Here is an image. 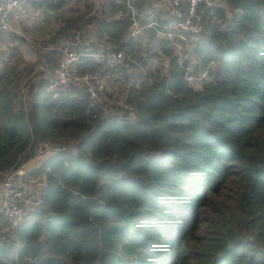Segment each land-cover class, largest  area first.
<instances>
[{
    "label": "trees",
    "instance_id": "1",
    "mask_svg": "<svg viewBox=\"0 0 264 264\" xmlns=\"http://www.w3.org/2000/svg\"><path fill=\"white\" fill-rule=\"evenodd\" d=\"M221 1L228 17L197 9L193 65L161 41L165 70L109 114L85 89L49 95L47 79L21 86L0 66V174L27 150L22 162L40 145L54 152L27 175L45 174L42 203L2 240L0 264H264V0ZM49 3L28 8L57 13L56 35L94 22L111 51L125 49L90 0L72 19L58 12L67 0ZM204 72L192 89L186 75Z\"/></svg>",
    "mask_w": 264,
    "mask_h": 264
},
{
    "label": "rangeland",
    "instance_id": "2",
    "mask_svg": "<svg viewBox=\"0 0 264 264\" xmlns=\"http://www.w3.org/2000/svg\"><path fill=\"white\" fill-rule=\"evenodd\" d=\"M139 1V8L133 7V17L139 25L142 26L145 24L149 18L161 24L165 21L166 17H168L169 10H166L167 7L165 4L161 6V10H158L156 6L153 7L159 0ZM100 3H98V0L93 1L94 11H97V13L100 11H103V13L106 12L105 18L111 22L113 28L116 27L115 30H117L121 36L119 37V41L122 42L128 37L130 24V13L126 8L122 7L123 5L125 7V1L104 0L103 8L99 7ZM110 4H113V6H110ZM213 6L224 7L221 0H213ZM27 8L28 7H25L24 10L16 11L8 17L7 22L9 30L6 33H2L0 37V49L1 46H3V51H6L3 53L0 52V66L9 64L15 67L20 74L19 84L21 86L28 85V83L36 81L39 78L47 79L55 67V63H57L55 59L58 60L56 49L64 46L67 42L71 43V38L73 37L69 35L68 38L66 37L65 40H62L61 38L65 35H56V17H53L52 13L50 16L47 15V17H45L44 14L32 16L27 11ZM224 9L228 17L229 13L226 7H224ZM121 12L125 13V17L121 15ZM137 15H139L140 18ZM45 20L46 22H44ZM77 34V38L81 44L76 49L78 53H81L79 51H98L106 53L112 50L108 42L95 38L89 24L82 26L77 31ZM159 38L160 36L151 30H143L142 37L138 41L127 38L128 40L126 42L128 47L121 50L124 53V61L120 64L127 79L121 77L122 73L112 71L111 78L105 82L102 93L99 95L98 100L95 101L96 105L101 106L104 114L114 112L112 107H121L129 86L132 85V83L141 81L148 70H158L160 72L165 70V65H167L168 61L166 58L163 59L157 52L160 41H162L161 43H163V45L165 41L159 40ZM192 41L193 40H189L187 43L181 44L178 50H174L170 46L173 55L177 56L179 60H184L186 57L190 66L193 65V57L191 54L193 48L191 46ZM93 45H95V47H93ZM5 53H7L6 56H4ZM44 56H47V59H45ZM188 69L190 71V67ZM207 80V75L201 76L197 81L188 82V85L192 89L198 90L200 85ZM68 146L72 150V145L68 144ZM38 149L39 147L34 150L36 151ZM11 234V232L0 233V240L7 239L6 241H8L10 238L12 239Z\"/></svg>",
    "mask_w": 264,
    "mask_h": 264
},
{
    "label": "built area",
    "instance_id": "3",
    "mask_svg": "<svg viewBox=\"0 0 264 264\" xmlns=\"http://www.w3.org/2000/svg\"><path fill=\"white\" fill-rule=\"evenodd\" d=\"M50 1L0 0V34L9 30L7 18L11 13L30 5ZM132 3L133 0H125L130 13L128 39L138 41L142 37L144 28L158 29L162 39L174 50H178L181 44L189 40H193L192 45L203 30L204 24L197 14L198 7L203 6L206 9L214 7L213 0H172L173 20L160 26L149 19L148 23L141 26L133 17ZM75 45V42L68 43L56 49L58 60L51 76L47 78L45 92L49 95H56L64 88H81L88 92L91 103L95 104L104 89L105 82L111 78V70L124 61V53L121 51L78 53L75 51ZM3 50L4 47L1 46L0 52H6ZM83 60L92 61L97 67L94 70L82 69L78 65ZM201 76H206V74L202 73L197 77L186 75V81L187 83L197 81ZM45 148H47L45 145H40L35 151L36 155L41 154ZM27 154L28 150L16 160L15 165H19L0 174V233H9L18 229L26 222L29 214L42 203L46 177L43 172L30 177L22 174L21 166L24 164L22 161Z\"/></svg>",
    "mask_w": 264,
    "mask_h": 264
},
{
    "label": "crops",
    "instance_id": "4",
    "mask_svg": "<svg viewBox=\"0 0 264 264\" xmlns=\"http://www.w3.org/2000/svg\"><path fill=\"white\" fill-rule=\"evenodd\" d=\"M58 0H53L52 2H50V3H52V4H56V2H57ZM91 2H92V10H91V12L92 13H94L95 11H94V4H93V1L94 0H90ZM110 1H114V0H110ZM125 1V0H124ZM171 1L172 0H159V2H156L154 5H153V7H158V10H161V6L162 5H166V10H169V15H168V17H166V19H165V21H163L161 24H159V23H157L156 21H154L156 24H158V25H165V24H167L169 21H171V20H173L174 19V15H173V9H172V6H171ZM83 2H84V0H67V4L66 5H63V6H61L60 8H59V10H58V12H60L63 16V18L64 19H72V18H74V17H78L80 14L79 13H81L82 11H84V8H83ZM100 2H102V3H100ZM103 2H104V0H98V3H100V5H99V7L101 8H103ZM49 3V4H50ZM140 3V1L139 0H133V3H132V10H134L133 9V7H135V8H139V4ZM110 6H113V4H110ZM123 7V6H122ZM123 8H126L127 9V7H126V4H125V7H123ZM24 10L25 8H21V9H19V10ZM18 10V11H19ZM27 11L30 13V15H32V16H37L38 14H44L45 15V17H47V15H49L50 16V14L52 13L53 14V17H56V19H55V22H56V27L55 28H60L61 26H64V23L63 22H61V18L59 17V15L57 16V13H55V12H50L49 10H47L45 7H41V8H38V9H36L35 11H33V12H30L29 11V8H27ZM113 11H115V10H113ZM138 12V11H137ZM95 13H97V11L95 12ZM105 13V15H104V17L106 16V12H104ZM103 13V14H104ZM122 14L121 15H123L124 17H125V13L124 12H121ZM13 13H11L8 17H10L11 15H12ZM61 14H60V16H61ZM119 17H121L120 15H118ZM139 18H140V16L139 15H137ZM8 19V18H7ZM106 19V18H105ZM150 19V18H149ZM107 20V19H106ZM108 21V20H107ZM110 22V21H109ZM149 22V20L148 21H146V23H148ZM111 23V22H110ZM145 23V24H146ZM145 24H143V25H145ZM89 25L91 26V28H92V31H93V34H94V36H95V38H97L98 39V36L95 34V32H94V27H95V23L94 22H90L89 23ZM142 25V26H143ZM88 27V26H87ZM113 29H116V27H114ZM145 30H151V31H154V32H156L157 33V35L158 36H160V34H159V32H158V29H147V28H144V31ZM73 33V32H72ZM71 33V34H72ZM77 31L74 33V35H71V39H72V42L71 43H76V45H75V51H76V49H77V47H79L81 44H80V42H79V40H78V38H77ZM68 36H69V33H67V34H65V36L64 37H62L61 39L62 40H65L66 39V37L68 38ZM0 37H1V34H0ZM119 37H121L120 35H119ZM128 38V37H127ZM127 38H125L122 42L121 41H119V42H121V43H125V46H124V48H127L128 46H127ZM99 40H103V39H99ZM159 40H164V39H162V37L160 36V38H159ZM165 41V40H164ZM161 42V41H160ZM0 43H1V38H0ZM68 43H70V42H67L66 44H68ZM165 43H166V41H165ZM164 43V44H165ZM167 44V43H166ZM192 47H194V42L192 43V45H191ZM93 47H95V45H93ZM111 47V46H110ZM171 49V48H170ZM172 50V49H171ZM79 52H85V51H79ZM157 52H158V54L161 56V54H160V51L157 49ZM1 53H3V52H1ZM4 55V54H3ZM6 55H7V53H6ZM161 57H163V56H161ZM163 59H164V57H163ZM184 60H186V57H185V59ZM178 61L179 62H182L183 60H179V58H178ZM166 66V65H165ZM54 69V68H53ZM53 71V70H52ZM52 73V72H51ZM49 76H51V74L49 75ZM2 242V240H0V243Z\"/></svg>",
    "mask_w": 264,
    "mask_h": 264
},
{
    "label": "water",
    "instance_id": "5",
    "mask_svg": "<svg viewBox=\"0 0 264 264\" xmlns=\"http://www.w3.org/2000/svg\"><path fill=\"white\" fill-rule=\"evenodd\" d=\"M53 154V151L49 150L48 148H45L41 154L29 158L21 166L22 174L31 175L37 173L40 170L41 165L45 163Z\"/></svg>",
    "mask_w": 264,
    "mask_h": 264
}]
</instances>
